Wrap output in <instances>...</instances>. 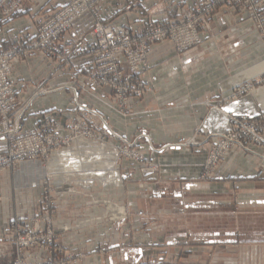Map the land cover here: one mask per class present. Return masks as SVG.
Returning <instances> with one entry per match:
<instances>
[{
    "label": "crops",
    "instance_id": "crops-1",
    "mask_svg": "<svg viewBox=\"0 0 264 264\" xmlns=\"http://www.w3.org/2000/svg\"><path fill=\"white\" fill-rule=\"evenodd\" d=\"M68 1L26 0L24 9L13 15H5L0 9V49H9L10 40L17 35L33 37L37 18L60 9ZM200 1L106 0L102 16L108 24L130 25L138 29L149 19L161 21L165 17H177ZM250 17L246 11L222 5L213 16L212 29L204 34L202 44L179 52L171 43H156L149 54L150 66L146 73L153 90L141 98H132V110L128 115L116 110L110 88L88 83L87 77L92 72V60L88 55L76 57L66 69L41 53L26 55L16 64L13 74L16 89L20 98L30 100L22 120L23 130L40 128L47 116L53 117L61 127L77 116L97 121L96 132L107 129V143H110L119 164V171L116 162L111 166L115 176L113 185L118 186V191L127 198L133 237L128 243L117 244L112 235L105 242L94 227L63 236L68 244L70 239L77 240L78 248L90 250L89 256L79 264H145L167 257L166 252L171 246L181 250L179 257L183 259L190 256L191 260H208L211 255L207 249L213 246L227 249L239 244L234 239L219 238V234L212 239L211 233H199L193 236L202 239L198 243L203 245L201 251L194 237L185 234L159 236L151 231L152 227L146 223L154 209L150 204L164 197L195 198L203 195L211 199L235 195L233 205L236 212L247 210L253 215L264 214V145L251 146L252 152L235 150L228 154L216 181L203 184L199 179L207 149L215 140L213 134L231 126L228 113L256 117L264 112V86L233 97L247 83L264 76V26L257 29ZM91 26L90 16H83L69 32L68 39L76 41L79 34L88 36ZM194 136L199 140L198 144L185 143ZM123 139L130 142L135 139L132 146L158 164L159 170L151 171L142 167L141 162L115 154ZM98 144L83 137L71 147L57 148L46 159L22 160L15 166L1 169L0 240L10 221L27 219L35 213L48 194L46 183L49 180L55 186V197L64 203L59 218V224H65L61 226L63 229L66 224L69 227V224H85L86 219L94 220L95 215L75 222L67 220L65 209L73 199L72 195L78 202L86 197L83 196L87 194L84 190L94 189L98 172L75 169L67 179L75 178L63 181L65 176L57 173L56 166L71 160L84 162L82 152ZM7 145L6 139L0 136V151L6 150ZM67 181L70 182L66 186ZM192 201L195 202L188 208L200 206L195 199ZM219 202L226 203L222 199ZM211 206V201L204 204V207ZM95 210L93 204L87 211ZM165 211L161 209L160 213ZM105 219L110 220L109 217ZM158 220L155 224L161 223ZM145 228L150 231L145 232ZM45 256L42 251L29 252L30 260Z\"/></svg>",
    "mask_w": 264,
    "mask_h": 264
},
{
    "label": "built area",
    "instance_id": "built-area-1",
    "mask_svg": "<svg viewBox=\"0 0 264 264\" xmlns=\"http://www.w3.org/2000/svg\"><path fill=\"white\" fill-rule=\"evenodd\" d=\"M25 1L0 0V9L5 15H13L24 9ZM105 2L69 0L60 9L37 18L33 37L17 35L10 40L9 49H0V136L8 143L7 149L0 151V169L15 166L22 160L46 159L57 148L71 147L80 137L94 138L97 125L77 116L61 127L53 117L47 116L40 128L23 130L22 120L30 100L22 105L13 77L14 61L41 53L66 69L76 57L88 55L92 60L88 83L112 89L127 109L125 112L129 113L131 99L141 98L151 89L146 73L150 66L149 54L156 43L170 42L179 52L202 44L204 34L211 29L215 12L222 5L246 11L257 27L264 25V0H201L178 17H165L162 21L149 19L138 29L106 23L102 16ZM85 15H89L92 22L88 36L79 34L76 41H70L69 32ZM231 120L233 127L217 134V144L222 151L212 153L210 160L213 165L231 146L249 149L250 144L264 143L261 133L264 130V112L256 117L233 115ZM39 217L37 214L36 219ZM24 225L19 220L8 224L0 241V260L12 256L7 264H67L55 258L30 262L28 250L36 247L49 249L57 243L51 229L45 232L40 224H34L33 228L26 225L27 229ZM49 251L53 255L55 250Z\"/></svg>",
    "mask_w": 264,
    "mask_h": 264
},
{
    "label": "rangeland",
    "instance_id": "rangeland-1",
    "mask_svg": "<svg viewBox=\"0 0 264 264\" xmlns=\"http://www.w3.org/2000/svg\"><path fill=\"white\" fill-rule=\"evenodd\" d=\"M252 21L257 29L259 30L263 29V27L262 28L257 27V24L254 20ZM211 29H212V24H211ZM147 83L151 88L150 91L153 90L151 84L148 81ZM262 86H264V76L260 77L257 80H253L250 83H247L241 89L236 91L233 97L239 96L241 94L250 93L255 88H259ZM113 96H114L113 105L115 106L116 110L123 115L130 114L131 113L130 111L129 113L125 112L127 109H125V106L119 102V99L115 96L114 91H113ZM28 101L29 100L25 101L22 99V105H26ZM130 109H131V104H130ZM233 115H239V114L234 112L228 113L227 116L231 123L230 128L233 127L234 125L231 120ZM82 119L89 123L92 122L85 120L84 117H82ZM106 132L107 129L106 131H102V132H96L95 130L94 138L85 137L88 138V140H91V143L99 142L100 145L98 144L97 147H95V145L89 146L88 149L82 152V157L84 158V162H81V160L78 159L79 162L76 163L72 162L71 160V161L58 163L56 166L57 173L61 174L60 176H65L63 181L66 180L71 181L73 178H75V177H70L69 179H67L69 177L68 175L71 174L72 171L75 169L81 171L84 170V172H89L90 170L94 172H98V174L96 175L97 178H95L96 180L94 179L95 180L93 187L94 189L84 190V193L87 194H84L83 196H86L88 198L85 197L84 200L78 199L77 202L74 199L76 196L72 195L73 199L68 202V205L66 206L67 209H65V214H66L65 217L68 218L67 220L71 219L75 222L76 220H81L83 218L91 217V216L93 217L95 215L94 220L90 219L88 221L86 219L85 224H78V225L69 224L71 225L69 227H67L68 224H66V229H63L61 226H65V224H59V218H60V213H62L60 212L61 209L62 208L64 209V203L61 204V201H58V199L55 197L56 195L54 188L55 186L52 184V181L50 180L46 183L47 184L46 186L48 187V194H46L43 202L39 205L35 213L27 219L25 218L14 219L21 221V224L22 223L25 224L24 226L26 229L27 227L30 228L35 227L34 224H40L41 229L45 230V232H47L48 229H51L54 232V236H55L54 240L56 241L57 246H51V248L49 249L36 247L28 250L27 258L29 260H30L29 252L42 251L46 254L45 257L43 258L41 257L39 259H34V260L31 259L30 262L38 263V262H42L43 260H49L51 258H55V260L57 261L63 260V262L67 264H79L83 262L89 256L90 250H87L85 248H78L79 243L77 240L72 241L70 239V243L68 244L66 239L65 240L62 239L63 236L67 234L72 236V233H74L75 230H80L83 228L94 227V230H98L99 232L98 235L102 237V240H104L105 242L109 241L112 235H113V240L118 242L117 244L123 242L128 243V239L131 240V237H133V235L131 234L132 230L128 218L129 211L127 205V198L125 197V194H123V192L120 193L118 191V186L116 187V185L115 186L113 185L115 184V182H113L115 180V176L113 175V171H112L113 168L111 166H113V163L115 164L116 158L115 155L113 154L114 152L109 146L110 143L109 144L107 143ZM220 132H215L213 134L215 140L214 142L213 141L211 142V145L207 149L208 150L207 158L202 166V170L199 178L201 180V183L213 182L219 179L220 176L217 173L219 171V168L223 165V162L225 161V158L228 154L232 153L235 150H239V151L246 150L248 152H252L251 146L264 145V143L250 144L249 149H244L237 145L231 146L227 151H225L222 157H220L219 162L213 165V162H211L210 160L212 153L214 151L216 152L222 151L221 148L218 147L219 144H217L219 141L218 140L219 137L217 136V134ZM261 133L264 137V130ZM134 141L135 139L133 140V142L123 139V144L121 143V145L118 146L119 148L117 149V152H115V154H118L120 158H128L141 162L143 163L142 167H146L151 171L157 172L159 170V165L149 160V158L146 157V155L141 150L132 146L134 144ZM75 142H77V140ZM185 143H187L188 145H194V144H198L199 140L196 139V136H194ZM92 155H93V159H91ZM115 167L119 171V164H117V162ZM70 181L66 182V186L69 184ZM79 182H83V181L80 180ZM204 198L205 197H203L202 195L201 197L196 196L195 198L193 196L191 197L186 196L185 198L184 197L175 198L169 196L159 199V201L155 202V204L154 203L150 204V206H153L154 209L152 210L153 212L151 213V216L147 218L148 221L146 223L152 227L151 231L158 233L159 236L164 235L170 237L172 235L182 236L183 234H185L189 238L191 237L193 238L194 237L193 235L195 234L197 235L199 233L206 232V234L207 233L212 234V239H214L215 237L217 238V235L219 234L220 236L219 238L222 239L224 238V240L234 239L237 242L239 241V244L236 247L227 248V249L223 246L222 247L213 246L212 248L207 249V253L211 255V257H209L210 259L208 260H203L198 258L191 260L190 256H187L185 259H183V257H179L181 250L176 246L173 247L171 246L170 247L171 250L168 251V253L166 252L167 257L154 259L145 264H264V214L253 215L252 213L247 212V210L244 211L239 210L236 212V209L234 208L233 205L235 204L234 203L235 195L234 196L229 195V197L227 198L226 197L223 198L217 197L211 199L209 198L204 199ZM194 199L196 200L197 203L199 202L198 204L197 203L196 204L200 206L195 209L191 207L188 208V205H191L192 203L195 202L192 201ZM220 199L225 200L226 203L224 204L220 203L219 202ZM210 201L212 206L204 207V204H207ZM229 201H231V203H229ZM93 204L94 207L96 206V210L92 212H88L87 210L90 209V207L92 208ZM161 209L166 211L160 213ZM37 214L40 215L38 219H36ZM120 214L122 217L120 216ZM162 216L166 217V219H164ZM106 217H109L110 220L105 219ZM158 218L160 219L158 220ZM91 220L92 222H90ZM157 220L159 221V223L160 222L161 223L155 224ZM144 226L146 227L147 225L145 224ZM146 230L147 229L145 228V232L150 231L149 229L147 231ZM254 232H259V233H254ZM146 234L149 236L148 233ZM220 234H222V236L224 237H221ZM194 238L196 239L194 240V242L197 243V247H200L201 248L200 250L203 251L204 250L203 245L198 244L201 242L202 239L197 238V236ZM49 250H55L52 253L53 255L50 254ZM196 255H198V253ZM12 258L13 257L11 256L1 259L0 264H7L8 261ZM133 264H137V263H133Z\"/></svg>",
    "mask_w": 264,
    "mask_h": 264
},
{
    "label": "bare ground",
    "instance_id": "bare-ground-1",
    "mask_svg": "<svg viewBox=\"0 0 264 264\" xmlns=\"http://www.w3.org/2000/svg\"><path fill=\"white\" fill-rule=\"evenodd\" d=\"M21 60H16V61H14V68H15V66H16V64L18 63V62H20ZM104 126L106 127V124H104Z\"/></svg>",
    "mask_w": 264,
    "mask_h": 264
},
{
    "label": "snow or ice",
    "instance_id": "snow-or-ice-1",
    "mask_svg": "<svg viewBox=\"0 0 264 264\" xmlns=\"http://www.w3.org/2000/svg\"><path fill=\"white\" fill-rule=\"evenodd\" d=\"M229 110H231V109H229Z\"/></svg>",
    "mask_w": 264,
    "mask_h": 264
}]
</instances>
